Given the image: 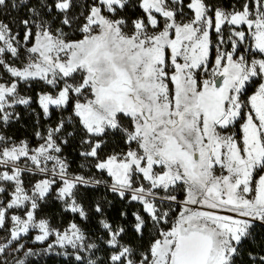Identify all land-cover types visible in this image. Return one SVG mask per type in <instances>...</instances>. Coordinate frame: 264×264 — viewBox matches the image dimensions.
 <instances>
[{
  "label": "snow or ice",
  "instance_id": "6c2138e0",
  "mask_svg": "<svg viewBox=\"0 0 264 264\" xmlns=\"http://www.w3.org/2000/svg\"><path fill=\"white\" fill-rule=\"evenodd\" d=\"M264 264V0H0V264Z\"/></svg>",
  "mask_w": 264,
  "mask_h": 264
},
{
  "label": "trees",
  "instance_id": "16d2710c",
  "mask_svg": "<svg viewBox=\"0 0 264 264\" xmlns=\"http://www.w3.org/2000/svg\"><path fill=\"white\" fill-rule=\"evenodd\" d=\"M49 264H55V262L54 261H50Z\"/></svg>",
  "mask_w": 264,
  "mask_h": 264
}]
</instances>
